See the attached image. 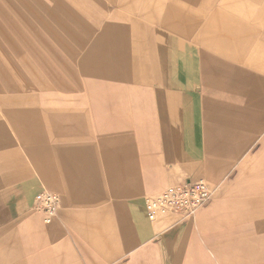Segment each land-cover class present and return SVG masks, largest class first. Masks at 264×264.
<instances>
[{"label": "crops", "instance_id": "obj_1", "mask_svg": "<svg viewBox=\"0 0 264 264\" xmlns=\"http://www.w3.org/2000/svg\"><path fill=\"white\" fill-rule=\"evenodd\" d=\"M35 1L37 7L26 1L24 46L16 44L17 57L5 59L10 73L0 64V124L52 114L61 264H192L196 257L208 264L203 243L216 201L192 216L150 221L144 197L169 184L206 180L202 165L223 169L245 152L250 157L252 143L259 144L254 156L264 158V33L243 21L241 0H174L197 11L196 38L159 25L150 40L116 17L92 35L84 17L95 22L96 16L79 0L66 12L62 0ZM255 1L256 12H264V0ZM126 37L132 40L119 63L129 87L140 91L133 94L114 87L108 67L114 42ZM74 101L87 106H64ZM44 104L51 108H23ZM28 132L41 136L35 128ZM6 139L1 130L0 158L13 152ZM33 183L13 184L8 215L24 211ZM211 247L226 264L229 250Z\"/></svg>", "mask_w": 264, "mask_h": 264}, {"label": "rangeland", "instance_id": "obj_2", "mask_svg": "<svg viewBox=\"0 0 264 264\" xmlns=\"http://www.w3.org/2000/svg\"><path fill=\"white\" fill-rule=\"evenodd\" d=\"M26 1L29 0H0V64L9 73L10 69L7 68L5 59L8 56L17 57V53L13 51L15 45L23 47L25 44L19 31H28L26 17L29 13ZM30 1L36 7L38 6L35 0ZM39 1L43 4L53 5L54 0ZM62 1L65 12L68 7H78L71 0ZM79 1L96 16L97 20L92 22L88 16L84 15L85 21L87 20L92 26V35L99 34L103 25L115 17L120 18V20L114 21L115 23L124 22L127 24V22H131L134 24L140 40H150L152 32L159 25L169 31L179 32L188 38H196V31L200 29L196 22L197 11L191 7L187 8V2L174 0L171 3H160L159 0ZM256 4H260V2L241 0L243 21L249 26H256L254 28L257 32L264 33V12H256V8L258 10L260 8ZM123 36L118 33L117 36H113V40L119 43ZM114 37L116 38L114 39ZM128 37L119 46H116L117 44L114 42L115 47L111 53V60L108 58V61H111L108 66L111 82L123 94L140 92L129 87L124 70L120 67L122 63H119L122 61V51L126 50L132 40ZM35 44L43 51L40 42H35ZM259 46L260 57L264 59V44ZM75 60L77 61L76 58ZM36 69L39 73L47 76L45 68L38 65ZM75 92L83 91L71 93L74 95ZM9 94L7 93V95ZM64 106L86 107L87 103L82 101L79 104L74 101L67 102ZM23 108L48 109L51 108V104L23 106ZM51 115L39 113L27 121H8L2 118L0 131L7 134V139L3 144L10 147L13 152L11 155L0 158V162L4 161V165L0 167V264H61L58 214L50 224H45L41 213L33 208L34 196L38 190L47 188L56 191L52 132L54 123ZM93 122L90 120V123ZM93 127L90 126L92 129ZM33 128L38 130L41 136L32 138L28 129ZM92 129V133L96 135L93 137L97 142V132ZM258 148V142L252 143L250 157H247V152H245L239 160H229L223 169L214 166L206 170L203 165L201 166L199 172L207 177L206 180L208 183L210 182L211 186L212 194L208 202L216 201V208L212 216L206 220L207 241L205 240L203 245L206 244L205 253L208 256V262L202 263L223 264L222 260L214 254V247H211L213 243L231 253L228 255L226 264H238L235 263L236 258L241 257L242 260L245 259L243 264H264V158L254 156L258 152ZM96 154L101 155V151L97 150ZM19 181L23 184H32L34 181L36 183H33L35 186L32 187L30 201L24 211L19 209L18 216L13 218V215L6 213L5 208L11 187H15L13 184ZM256 225L260 227L259 231ZM236 244L238 248L240 245L242 246L233 251L231 248H234ZM249 253L258 254V259L248 260L246 256L250 255ZM190 261L191 259H189V264ZM197 263H201V260L196 257L192 264Z\"/></svg>", "mask_w": 264, "mask_h": 264}, {"label": "built area", "instance_id": "obj_3", "mask_svg": "<svg viewBox=\"0 0 264 264\" xmlns=\"http://www.w3.org/2000/svg\"><path fill=\"white\" fill-rule=\"evenodd\" d=\"M211 194V186L204 179L169 184L144 197L146 217L155 221L169 213L192 216L208 202ZM34 197L33 208L41 213L45 224H50L58 214L60 196L53 190L42 188Z\"/></svg>", "mask_w": 264, "mask_h": 264}]
</instances>
